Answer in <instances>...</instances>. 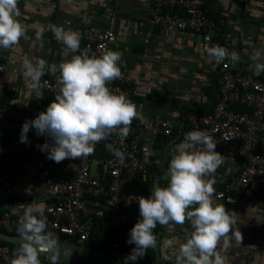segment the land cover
Returning <instances> with one entry per match:
<instances>
[{"label":"crops","instance_id":"0c3cea01","mask_svg":"<svg viewBox=\"0 0 264 264\" xmlns=\"http://www.w3.org/2000/svg\"><path fill=\"white\" fill-rule=\"evenodd\" d=\"M211 14L219 20L217 35L229 53L239 54L233 62L239 70L254 73V50L261 52L264 63V3L261 0H208ZM20 22L30 39L21 38L12 49H0V59L7 71L0 73V100L18 108L36 109L44 101L46 92L31 88L30 79L24 77L20 66L25 59L35 63L44 59L48 65L70 60L76 53L67 52L51 31L52 25L79 32L86 29L112 28L117 40L112 51L122 53L120 67L139 77L138 109L144 117L151 147V160L147 166L156 170L161 178L160 187L168 186L165 178L177 146L184 137L177 130L172 137L153 135L155 116L169 118L176 125H185L187 108L206 103L213 108L220 93L219 73L214 60L199 33L165 30L149 22L145 0H18ZM42 37L43 47H41ZM55 74L47 71L44 76ZM259 75L264 76V72ZM42 76V77H44ZM28 144L20 142V133L3 134L0 138V212H24L31 204L43 206L50 197L51 169L39 167L40 139L28 135ZM225 163L217 170V194L226 210L237 214V229L242 241L230 237V246L224 253L227 264H264V181L252 183V194L228 201L222 184L237 174L245 161L224 154ZM161 245L165 260L177 259L180 245L193 231L189 223L160 225ZM173 245L168 246V241Z\"/></svg>","mask_w":264,"mask_h":264},{"label":"clouds","instance_id":"9594fccd","mask_svg":"<svg viewBox=\"0 0 264 264\" xmlns=\"http://www.w3.org/2000/svg\"><path fill=\"white\" fill-rule=\"evenodd\" d=\"M20 16L18 0H0V49H12L21 38L30 39ZM51 31L65 45V54L79 51V32L56 25H52ZM38 39H41L43 47L42 37ZM207 52L217 65L225 60H240L238 53H229L220 45L208 47ZM260 58L261 52L254 50L250 59L256 62V75L264 72ZM121 60L122 53L112 50L99 57L89 56L84 51L61 62L58 67L56 64L49 66L44 59L35 63L25 59L20 70L24 77L30 79L33 90L41 89L40 81L46 70L52 74L59 71L61 87L46 111L23 123L20 142L28 144L27 134L30 128H34L37 135L51 139V143L40 145V150L47 151L48 159L61 163L65 159L76 160L93 155L95 145L113 133L121 139L126 138L133 120L143 121L144 117L124 93L117 94L107 86L121 77ZM216 144L205 131L194 130L185 135L165 174L168 186L155 187L150 197L139 198L140 219L130 229L127 241L135 247L126 261L135 262L148 249L157 247L158 238L153 232L157 224L183 226L187 222L193 231L180 245L177 264H227L224 253L230 246V237L241 242L242 234L237 229V214L217 202L222 196L214 187L217 183L215 174L226 158L215 150ZM114 155L123 161L121 151L115 150ZM46 228L47 218L42 204L34 203L24 209L17 229L20 244L11 264H41V253L49 255L51 264H57L62 255L61 247ZM172 245L173 240L170 239L168 246Z\"/></svg>","mask_w":264,"mask_h":264},{"label":"built area","instance_id":"2783aa9c","mask_svg":"<svg viewBox=\"0 0 264 264\" xmlns=\"http://www.w3.org/2000/svg\"><path fill=\"white\" fill-rule=\"evenodd\" d=\"M208 0H145L149 22L165 30H180L199 33L206 45L212 47L226 45L217 37L218 24L207 15ZM264 3V0H261ZM117 40L115 31L107 27L102 30L86 29L77 55L87 51L89 56H101L111 50ZM214 66L218 70L220 89L213 112L208 115L188 113V125H176L173 120L155 116L153 135L172 137L176 130L185 137L194 130L205 131L217 142L216 151L235 156L245 161L241 170L230 176L222 184V192L228 201H234L252 194V183L256 179L264 181V76L251 71H241L230 60ZM6 63L0 59V73H6ZM121 77L107 86L117 94L124 93L138 107L139 77L132 76L121 68ZM58 76H44L40 84L45 92L53 96L59 94L61 85ZM47 81V83H45ZM50 103L42 101L36 109L18 108L0 100V138L3 134L21 133L26 120L34 119L46 111ZM240 106L241 108H236ZM28 135L38 137L40 144L51 143L46 135L36 134L30 128ZM147 127L141 120L134 119L129 135L121 139L113 133L108 139L95 145V152L76 160L65 159L56 163L42 152L37 161L39 167L51 169L50 197L44 205L47 218L46 231H55L78 239L83 243L90 239L98 220L112 228L123 229V240L127 243L130 229L140 219L139 198H148L155 187H160L161 178L153 177V190H136V177L151 160L152 149L145 142ZM227 138V140H225ZM101 144L107 156L100 155ZM200 147H203L202 145ZM119 150L124 154L121 161L114 155ZM236 195V196H235ZM24 212L4 211L0 214V227L6 232L18 229ZM114 249L127 257L135 245L121 250L118 242ZM15 250L9 244H0V264H11ZM41 264H51L49 255H39ZM130 264H143L140 258Z\"/></svg>","mask_w":264,"mask_h":264},{"label":"trees","instance_id":"16d2710c","mask_svg":"<svg viewBox=\"0 0 264 264\" xmlns=\"http://www.w3.org/2000/svg\"><path fill=\"white\" fill-rule=\"evenodd\" d=\"M209 4L208 2L206 3V7H207V15L211 18H213L214 20H216L217 24L219 23V20L216 16L211 14V11L209 10ZM218 37V35H217ZM219 39V37H218ZM219 86H220V81H219ZM220 88V87H219ZM220 93H221V89H220ZM219 93V95H220ZM45 98L44 100L51 103L53 101V96L51 93L46 92L45 94ZM219 98V97H218ZM218 98L213 106V108H210L209 105H207L206 103H202L201 105H198L197 107H191V108H187L186 109V114L188 113H194L197 115H208L210 113L213 112V109L218 101ZM236 108H241L240 106H236ZM185 125H188V121L185 118ZM101 151H100V155L102 156H107V154L105 153V146L104 144H101ZM155 176H159L158 172L156 170H151V168L149 166H145V168L140 171L137 174L136 177V190L137 191H144V192H149L153 190V186H152V180L153 177ZM161 185V184H160ZM3 211L0 212V214H2ZM1 230H4L2 227H0ZM154 235H156L158 237L159 233L162 232V228L160 226V224H157L156 228L153 230ZM11 233L13 234H18L17 230L12 231ZM62 238L63 239H67V240H73L75 242H79L77 238L75 237H70L66 234H62ZM113 242H118L120 244V248L121 250H126V248L130 245L129 243H126L123 240V229L120 228H112L109 225H104L102 224V222L100 220L97 221L93 232L91 234V237L89 240L83 242L82 244H86V245H93L96 248H102L105 251L111 253L115 259L120 263V264H130L129 261H126L125 258V254L123 256H121L120 254V249H114L112 247V243ZM0 244H9L11 245L14 250H16L19 247V244L16 243H12L9 241H6L4 239H0ZM161 252H162V263L163 264H167L170 261H172L173 259H169V260H165L163 251H162V245H161ZM155 256H156V252H155V248H150L147 250L146 254L140 258V260L143 261V264H152L153 261L155 260ZM57 264H70V263H66V262H61V261H57Z\"/></svg>","mask_w":264,"mask_h":264},{"label":"water","instance_id":"95a60500","mask_svg":"<svg viewBox=\"0 0 264 264\" xmlns=\"http://www.w3.org/2000/svg\"><path fill=\"white\" fill-rule=\"evenodd\" d=\"M53 235L60 244L62 251V255L59 257L58 261L70 264H120L111 253L105 251L102 248H96L93 245H86L73 240L63 239L62 234L57 231H55ZM157 238V247L155 248L156 256L152 264H163L161 252V234H159ZM0 239L20 244V237L18 234L6 232L1 229ZM63 251L65 254H67L68 251V254H63ZM167 264H177V259H174Z\"/></svg>","mask_w":264,"mask_h":264}]
</instances>
